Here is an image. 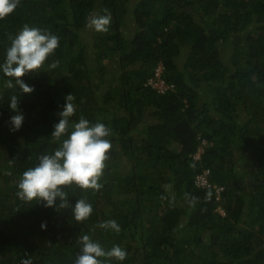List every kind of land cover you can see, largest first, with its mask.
Here are the masks:
<instances>
[{
  "label": "trees",
  "instance_id": "16d2710c",
  "mask_svg": "<svg viewBox=\"0 0 264 264\" xmlns=\"http://www.w3.org/2000/svg\"><path fill=\"white\" fill-rule=\"evenodd\" d=\"M105 14L107 32L88 27ZM24 25L60 42L21 78L31 94L0 73V264H74L83 234L125 249L122 264H264V0H20L0 19V63ZM160 64L165 93L149 85ZM70 94V122L104 123L112 147L99 190L66 186L68 203L47 208L19 198L18 183L59 146ZM79 199L93 209L83 222ZM108 220L120 231L99 227Z\"/></svg>",
  "mask_w": 264,
  "mask_h": 264
},
{
  "label": "clouds",
  "instance_id": "9594fccd",
  "mask_svg": "<svg viewBox=\"0 0 264 264\" xmlns=\"http://www.w3.org/2000/svg\"><path fill=\"white\" fill-rule=\"evenodd\" d=\"M19 3L20 0H0V19L13 14ZM110 23V14L92 15L88 27L98 33H104L108 31ZM59 42L58 36L44 29L24 25L11 38L4 60L0 63V73L6 78L7 86L15 87V90L18 87L25 95L31 94L34 89L21 78L29 73L40 72L46 60L54 55ZM18 104V95H13L9 109L15 113L10 118L14 130H19L25 119ZM74 111L75 106L70 94L66 97L63 110L59 113L60 119L51 133L53 138L61 142L51 154L40 156L38 164L22 174L18 183L19 198L25 201H38V204L42 203L47 208L55 207L59 199L61 207L65 201L68 203V196L64 191L66 186L74 185L82 190H99L102 187L99 180L112 147L108 139L110 129L104 123L93 124L83 117L78 122H70L69 118ZM71 208L77 222L85 221L93 211L92 205L83 199L77 200ZM99 227L120 231L115 220L105 221ZM79 240L82 247L74 264H103L101 258H114L121 264L126 260L127 252L119 245L106 250L88 234L81 235ZM21 264H33V261L29 256L21 260Z\"/></svg>",
  "mask_w": 264,
  "mask_h": 264
},
{
  "label": "built area",
  "instance_id": "2783aa9c",
  "mask_svg": "<svg viewBox=\"0 0 264 264\" xmlns=\"http://www.w3.org/2000/svg\"><path fill=\"white\" fill-rule=\"evenodd\" d=\"M164 72V66L162 64H160L158 66V68L155 71V77L153 79H151L149 81V85H151L154 89H156L158 92L160 93H165L166 91L170 90L173 88V86H168L165 81L162 79V74ZM204 144H206L204 142ZM202 151H200L199 153L201 154ZM200 154H197L195 156V160H199L200 159ZM208 175H209V171L205 172V174L203 176H199L197 177V184L198 186L201 187H209V183H208ZM222 189L218 190V193L221 191Z\"/></svg>",
  "mask_w": 264,
  "mask_h": 264
},
{
  "label": "rangeland",
  "instance_id": "374dc122",
  "mask_svg": "<svg viewBox=\"0 0 264 264\" xmlns=\"http://www.w3.org/2000/svg\"><path fill=\"white\" fill-rule=\"evenodd\" d=\"M132 3L133 4H136V0H132ZM132 28H131V30L129 29V31L127 32V34H128V36H130L131 34H133L132 33ZM90 32V31H89ZM127 34H125V35H127ZM130 38V37H129ZM90 53H93L94 52V50L92 49V50H90L89 51ZM107 64H108V70H110V71H114V69L116 68V65H111V62H107ZM109 75H108V78L110 77V73H108Z\"/></svg>",
  "mask_w": 264,
  "mask_h": 264
}]
</instances>
